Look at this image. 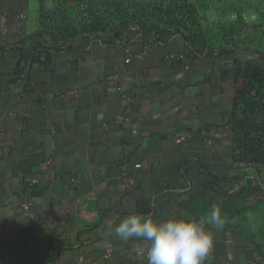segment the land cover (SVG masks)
Here are the masks:
<instances>
[{
    "label": "crops",
    "instance_id": "0c3cea01",
    "mask_svg": "<svg viewBox=\"0 0 264 264\" xmlns=\"http://www.w3.org/2000/svg\"><path fill=\"white\" fill-rule=\"evenodd\" d=\"M191 1L254 29L232 41L227 27L222 52L212 33L199 43L171 27L56 45L40 33V0H0V264H147L145 242L105 237L106 225L133 213L204 221L213 205L225 223H202L205 264H264V215L236 199L249 182L264 190V171L236 161L231 126L235 64L264 67V0ZM184 122L195 134L179 143Z\"/></svg>",
    "mask_w": 264,
    "mask_h": 264
},
{
    "label": "trees",
    "instance_id": "16d2710c",
    "mask_svg": "<svg viewBox=\"0 0 264 264\" xmlns=\"http://www.w3.org/2000/svg\"><path fill=\"white\" fill-rule=\"evenodd\" d=\"M48 3L54 6L49 9ZM187 7L192 8L191 0H40V33L50 35L56 45H61L69 40V37L77 34L101 36L99 32L105 33L114 26L126 28L131 22L141 24L145 32L150 29L166 28L175 23H178L179 27L182 23H189V19L185 18L186 14L190 15V11H186ZM86 13L88 16H93L92 19L100 27L85 25L80 28L70 25L59 29L51 25L56 23V20L63 14H66L68 18H77L83 17ZM190 32L187 35L188 38L198 42ZM61 35L67 38L59 42L56 39ZM36 59L33 50L24 49L22 60L33 62ZM245 71L248 74L236 87L231 119L235 144L234 157L237 162H246L255 145L257 150L264 154V68L250 65ZM254 172H260V170L256 168ZM29 185L31 187L30 182ZM252 193L259 196L256 199L258 201L264 197L261 196L264 193L263 188L249 182L245 191L236 194V199L242 195L240 204L243 205L245 199L249 200ZM250 206L252 207V205H247L248 210L252 209ZM255 206L257 207L253 205ZM49 259V257H43L41 262Z\"/></svg>",
    "mask_w": 264,
    "mask_h": 264
},
{
    "label": "clouds",
    "instance_id": "9594fccd",
    "mask_svg": "<svg viewBox=\"0 0 264 264\" xmlns=\"http://www.w3.org/2000/svg\"><path fill=\"white\" fill-rule=\"evenodd\" d=\"M54 5L48 3L51 9ZM208 224L219 230L224 227L221 208L213 205L204 218ZM204 221L169 216L154 220L142 213H133L118 225L108 223L105 237L115 236L122 242L142 240L146 247L140 254L147 264H205L214 246L213 234L202 226Z\"/></svg>",
    "mask_w": 264,
    "mask_h": 264
},
{
    "label": "rangeland",
    "instance_id": "374dc122",
    "mask_svg": "<svg viewBox=\"0 0 264 264\" xmlns=\"http://www.w3.org/2000/svg\"><path fill=\"white\" fill-rule=\"evenodd\" d=\"M191 3H192V8L190 7L191 8L190 9L189 7H187L186 9V11L188 10L190 11V15L189 16L188 14L185 15V18L189 19L188 21L189 23H182L179 27L177 25L178 23H175L172 26H168V27H171L173 29H177L180 31L182 30L189 31V32L191 31L190 33L192 34V36L196 40H198L199 43H202L203 41H206L205 39H208V38H205V33H208V32L212 33L215 36L216 44H214L215 46L212 45L210 47L211 52H222L223 51L224 48L222 46L221 39L218 40V38H222L223 34L228 33L229 26L231 29L230 33L232 36L231 37L232 41L234 40L238 41L242 31L246 32V29L248 27L253 28V25H254L253 23H251L250 26H246V23L243 21L239 22V21L232 20L231 23H229L226 21V18L222 14H218V15L217 14L215 15L214 13L212 14L211 12H209V10L206 9V7L203 4L193 3L192 1ZM92 18L93 16H88L87 13L83 17H77V18H74V17L68 18L66 14H63L56 20V23L54 24L52 23L51 25L59 29L67 28L70 25H75L80 28L85 25H89V26L94 25L97 28L100 27L98 26V24H96V22ZM128 26L129 24L126 26V28L124 27L118 28V26H114L109 31L105 33L99 32L98 34H100L106 40H109L110 37L115 38L119 35V33L117 34V32H119L118 30L120 31L122 30L123 32H125L126 31L125 29H127ZM56 33H58V31ZM68 33H71V32H68ZM107 35H110V36H107ZM63 38H67V36H64V37H62V35L60 37L57 36L56 40L61 42V41H64ZM70 38L71 37H69L68 39ZM250 65L252 64H248L244 61H238V63L235 64V89L237 85L243 82L244 77L248 74L245 71V69L246 67H249ZM260 68H264V67H260ZM248 148L249 147L247 146L246 149L248 150ZM252 151H253L252 154L251 155L249 154V157L247 158V161H246L247 163L245 164V166L243 165V167L246 168L248 172L254 171L256 168H258L260 171H264V154H262L261 151L257 150L256 145L254 146ZM249 161L250 163L248 164ZM258 197L259 196L253 195V193L250 196L248 203L252 205V207L250 206L252 210L250 212L251 214H248V215H251V216L264 215V207H260V206L253 207V205H255V200Z\"/></svg>",
    "mask_w": 264,
    "mask_h": 264
},
{
    "label": "built area",
    "instance_id": "2783aa9c",
    "mask_svg": "<svg viewBox=\"0 0 264 264\" xmlns=\"http://www.w3.org/2000/svg\"><path fill=\"white\" fill-rule=\"evenodd\" d=\"M10 16H15V17H25V14L24 13H21V14H14V15H10V14H5V17L8 18ZM127 29L129 31H133L135 33V36L136 38H140L143 36V34L145 33L144 31V28L141 24H138V23H131L129 24V26L127 27ZM127 61H130V58H127ZM79 91L78 90H73V91H70V92H67V93H60V96H66V95H73V96H76L78 95ZM124 105L125 107H128V105L130 104L129 102V99L126 97V95H124ZM203 133H209V138H208V142L212 143L214 139H216L217 137H220L221 136V133H219L216 129L214 128H211V129H205L202 131ZM195 132L192 130V129H189L187 128V125L186 123L184 122L182 127L179 128L177 131H176V134H175V138H176V141L179 142V143H185L187 142L188 140H190L191 138H193ZM242 166L247 163V162H239ZM250 162H248L249 164ZM31 184H34V185H38L40 183V180L38 177H32L31 179ZM202 226L204 227V225L202 224ZM145 248V247H144ZM103 249H104V253H103V257L104 259H109L111 257V254H112V246L110 244V242H105L104 245H103Z\"/></svg>",
    "mask_w": 264,
    "mask_h": 264
}]
</instances>
